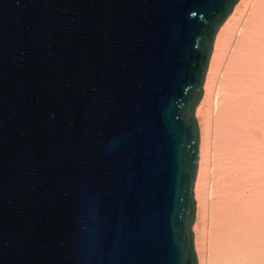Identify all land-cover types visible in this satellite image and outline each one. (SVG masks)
Returning <instances> with one entry per match:
<instances>
[{"label":"water","instance_id":"1","mask_svg":"<svg viewBox=\"0 0 264 264\" xmlns=\"http://www.w3.org/2000/svg\"><path fill=\"white\" fill-rule=\"evenodd\" d=\"M241 0H0V264H198L196 107Z\"/></svg>","mask_w":264,"mask_h":264},{"label":"bare ground","instance_id":"2","mask_svg":"<svg viewBox=\"0 0 264 264\" xmlns=\"http://www.w3.org/2000/svg\"><path fill=\"white\" fill-rule=\"evenodd\" d=\"M205 89L196 107L198 264H264V0L237 2L220 27Z\"/></svg>","mask_w":264,"mask_h":264},{"label":"rangeland","instance_id":"3","mask_svg":"<svg viewBox=\"0 0 264 264\" xmlns=\"http://www.w3.org/2000/svg\"><path fill=\"white\" fill-rule=\"evenodd\" d=\"M214 136V135H213ZM213 169V168H212ZM211 185V186H210ZM210 187V188H209ZM207 191L209 192L208 194H209V197H212V195L210 196V193H211V191H212V181H211V179H210V181H209V183H208V185H207ZM213 196H214V194H213ZM208 198V197H207ZM209 201V200H208Z\"/></svg>","mask_w":264,"mask_h":264}]
</instances>
